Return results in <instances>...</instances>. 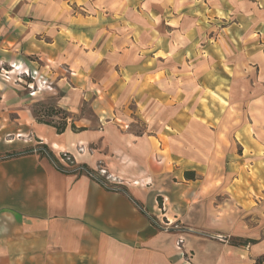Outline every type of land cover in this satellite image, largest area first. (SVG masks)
Listing matches in <instances>:
<instances>
[{"label":"crops","instance_id":"obj_1","mask_svg":"<svg viewBox=\"0 0 264 264\" xmlns=\"http://www.w3.org/2000/svg\"><path fill=\"white\" fill-rule=\"evenodd\" d=\"M30 2L0 12V64L11 65L9 75L36 74L32 101L49 90L40 80L59 88L56 105L72 119L58 135L30 116L14 146L1 144L0 153L42 144L54 156L69 152L92 171L103 162L127 181L110 191L85 174L60 173L37 154L0 161V264H252L264 257V216L248 224L230 212L232 199L237 209L246 208L247 187L186 179L192 171L177 173L180 157L155 153V135L119 130L112 110L124 99L141 106L156 92L164 96L158 107L167 109V98L177 102L185 91L182 76H191V92L199 89L198 76H206L202 80L211 95L247 96L251 128H236L238 144L250 155L260 154L264 0ZM148 87L153 89L145 91ZM8 94L0 93V109L16 110L20 99L7 100L13 97ZM87 101L90 118L80 115ZM176 107L171 128L177 130L184 121L181 106ZM225 110L210 108L216 115ZM198 112L203 110L192 114ZM91 148V155L85 153ZM173 174L185 183H160ZM232 192L241 194L232 197ZM152 216L182 229L159 231Z\"/></svg>","mask_w":264,"mask_h":264},{"label":"rangeland","instance_id":"obj_2","mask_svg":"<svg viewBox=\"0 0 264 264\" xmlns=\"http://www.w3.org/2000/svg\"><path fill=\"white\" fill-rule=\"evenodd\" d=\"M30 3V0H21V2L0 0V12L6 7L10 9L11 6L16 4L17 6L24 7L25 4ZM10 66V64H0V93L6 90L10 94H8L9 96H13L7 100L13 101L19 98L20 101L18 105H15L17 106L16 110L0 109V128L3 127L0 129V145L3 144L7 149L14 146H11L14 144L12 140L17 138L16 134L21 132L18 130L19 127L30 116L36 122L50 123L56 127H60L63 124L64 118L67 123L72 119L68 113L56 105L57 100L62 96L59 88L55 86L50 87L39 78L38 80L41 81L43 86L49 87V90L42 91L47 93H44L41 100L32 101L29 98L33 94L32 89L35 88L33 86H35L36 74H33L31 71L27 76L6 74L11 71ZM190 77L182 76L181 84L186 92H181V97L177 102H173L174 98L171 97L167 98L165 96L163 98L168 99L166 102L167 109L158 107L159 97L163 96L158 94V92H156L157 96H152L150 101L141 106L134 100L124 99L122 102L113 104V121H115L122 132L131 130L137 135H155L158 139H152V143L156 149L155 153L166 156L168 159L170 154L181 158V161L177 165V173L178 171L179 173L192 171L193 177H196L203 184H215L218 186L231 184V186L247 187L250 191L248 194L250 202L246 205V208L237 209L239 206H234L235 200L232 199L230 202L233 209L230 212L236 215L235 219L242 218L243 216V218H246L248 224H254L256 218L264 216V148L260 146V151L262 152L259 151L260 154L254 156V154L250 155V151L238 144L240 137L237 134L238 129L236 128L244 126L251 128V115L248 113L247 104L249 102L247 96L242 97L235 92L232 95H224V98L211 95L205 88L204 81L202 80L206 76H198L199 89L196 88L191 92L187 88ZM158 81L159 79H157V83ZM152 89V87H148L144 90L151 91ZM42 92L39 93L43 95ZM142 99L140 98L138 103L142 102ZM176 106H181L182 120L184 121L182 128L177 130L171 128V126H175L173 121L175 119V112L179 111L176 109ZM213 107L217 108V110L219 107H224L226 110L216 115V113L213 114L210 111V108L212 109ZM50 108L59 110V112L53 117L46 116ZM196 110H203V112L192 114ZM80 115L87 118L93 117L92 108L89 106L88 101L83 102ZM213 120H215L214 126L212 125ZM40 149L39 144L35 145L32 148L33 154H35L36 150ZM92 150L93 148L91 150L88 149L85 153L91 155ZM76 151L78 154L83 155L82 147L77 146ZM26 152L27 150H23L14 153V155L0 153V161L14 158L17 155H23ZM43 152L47 153L45 150ZM64 154L67 157H63ZM55 156L64 168L60 169V173L68 174L74 168H83L80 164H77L73 155L69 152H61ZM239 170H241L240 175H238ZM110 171L115 173L111 168L109 170L102 162L94 170L96 176L92 175L100 179L106 186L118 187L123 183L126 184L127 177L123 178L115 174L114 176ZM91 179L93 178L91 177ZM160 183L165 184L164 186H173L184 184L185 182L180 179L178 174H173L161 179ZM130 184H137V182H130ZM240 194L238 192L230 193L232 197L235 196L237 198ZM162 200L165 201L164 198ZM209 204H205V206ZM244 215L246 216L244 217ZM150 218L158 224H162L163 230L159 231L169 232L171 230L178 231L182 229V225L171 223L172 221H167L166 219L162 221L160 218L154 216ZM170 223L171 225H168ZM255 262L264 264V257L256 258L252 264H255Z\"/></svg>","mask_w":264,"mask_h":264},{"label":"trees","instance_id":"obj_3","mask_svg":"<svg viewBox=\"0 0 264 264\" xmlns=\"http://www.w3.org/2000/svg\"><path fill=\"white\" fill-rule=\"evenodd\" d=\"M58 112H59V110H55V109H53V108H50V110L48 109V112H47L46 116L53 117V116H55ZM64 114H66V113L64 112ZM37 123H40V124H44V125H47V126H51V127H53V128L56 130V133H57L58 135L64 133V131H65L66 128H67V122H66L65 118H64V122H63V124H61L60 127H56V126H54V125H51L50 123H43V122H41V121H38ZM70 129L73 130V131H76V130H77L73 125L70 126ZM40 147H41V149H40V150H36L35 154L39 155L40 157L47 158L48 160H50V162L52 163V165H53V164L56 165L58 169H64L63 166H62V164H61V163L59 162V160L53 155V153L47 148V146L41 144ZM44 150H45L47 153H44V152H43ZM29 154H33L32 149L27 150V152H26L25 154H23V155H29ZM10 155H14V154H10ZM18 156H21V155H17V156H14V157H18ZM82 167H83L86 171H88L89 173L95 174L94 171H92V170L86 168L85 166H82ZM71 173H72V174L77 173V174H80V175H81V174H85V175H87L84 171H81V170H76V171H73V172H71ZM193 175H194L193 173H186V174H185V178L191 180V179H193ZM87 176H88V175H87ZM105 189H107V188H105ZM107 190H109V189H107ZM110 191H113V190H110Z\"/></svg>","mask_w":264,"mask_h":264},{"label":"built area","instance_id":"obj_4","mask_svg":"<svg viewBox=\"0 0 264 264\" xmlns=\"http://www.w3.org/2000/svg\"><path fill=\"white\" fill-rule=\"evenodd\" d=\"M63 157H67V156H65V154H64ZM68 161H70V159H68ZM70 162L72 163V161H70ZM53 165H54V164H53ZM54 167L56 168V170L60 171V169H58L56 165H54ZM76 170L84 171V172H85L90 178L92 177L95 181H97V182H98L100 185H102L104 188H107V189H109V190H113V191H119V189H118L117 187L106 186L105 184L102 183V181H101L100 179H98V178H96V177L93 176V175L96 176V174H93V175H92V173H89L88 171L84 170L83 168H81V169H75V168H74V169H73L72 171H70L69 173H71V172H73V171H76ZM61 171H62V170H61ZM150 220H151L152 225H153L156 229H158V230H163V228H162V224H158L155 220H153V219H151V218H150ZM168 225H171V223L168 224ZM181 244H182V240H178L177 243H176V246H177L178 249H180Z\"/></svg>","mask_w":264,"mask_h":264},{"label":"bare ground","instance_id":"obj_5","mask_svg":"<svg viewBox=\"0 0 264 264\" xmlns=\"http://www.w3.org/2000/svg\"><path fill=\"white\" fill-rule=\"evenodd\" d=\"M54 148V147H53ZM56 149V148H55Z\"/></svg>","mask_w":264,"mask_h":264}]
</instances>
